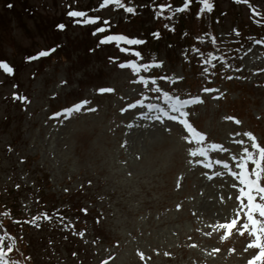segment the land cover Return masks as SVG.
Listing matches in <instances>:
<instances>
[{
    "label": "rangeland",
    "instance_id": "374dc122",
    "mask_svg": "<svg viewBox=\"0 0 264 264\" xmlns=\"http://www.w3.org/2000/svg\"><path fill=\"white\" fill-rule=\"evenodd\" d=\"M102 2L0 0V62L14 71L9 76L0 70V204L7 201L9 207L30 212L38 187L46 193L45 201L70 194L80 200L88 228L77 234L80 244L70 240L74 245L68 247L76 256H65L62 244L56 250L59 256L49 249L51 264H247L259 251H245L254 238L233 230L222 239L227 230L219 224L236 216L238 191L215 160H227L238 171L231 157H239L241 146L234 141L244 139L250 151L252 142L237 132L251 133L264 147V43L242 41L236 53L232 50L238 30H255L253 21L264 19V0H210L213 11L209 17L201 13L206 15L202 24L207 27L213 18L214 37L226 50L223 56L210 48L211 37L191 34L188 39L171 30L180 16L187 17L188 26L195 25L191 16L200 14L197 0L175 15L181 0L126 2L140 10L138 21L113 4L100 8ZM160 4L170 6L165 13L170 21L154 17ZM70 10L86 13L85 18L100 17L101 22L77 24L67 15ZM155 22L158 32L150 31ZM98 27L105 32L97 33ZM108 36L144 43H99ZM189 41L192 47H187ZM51 49L55 51L47 57L29 59ZM205 58H215V68ZM153 63L162 67L137 74L119 66ZM141 77L156 79L149 87L158 86L161 92L149 91ZM205 88L219 91L205 93ZM99 89L114 91L101 94ZM165 92L182 100H203L185 108L188 115L181 118L205 137L203 142L196 143L183 124L148 110L155 105L177 115L165 102ZM14 94L28 102L14 100ZM140 102L143 108H130ZM76 105L83 107L71 113ZM211 145L217 150L207 152V158L190 154ZM60 202L57 206L67 211ZM94 234L100 242L92 239ZM28 241L39 245L33 235ZM5 243L19 247L12 239ZM42 262L37 264H48Z\"/></svg>",
    "mask_w": 264,
    "mask_h": 264
},
{
    "label": "snow or ice",
    "instance_id": "6c2138e0",
    "mask_svg": "<svg viewBox=\"0 0 264 264\" xmlns=\"http://www.w3.org/2000/svg\"><path fill=\"white\" fill-rule=\"evenodd\" d=\"M235 3H247L248 0H234ZM197 3L200 5L199 12L200 13H211L213 11V4L210 2V0H197ZM114 4L118 8H123L125 12L129 14H135L136 9L131 6H126V4L123 2V0H103V2L100 5V8H104L105 6ZM193 4V0H183V4L180 7H176L175 11L173 12V15L176 13H185L188 11ZM8 7H12L11 4L8 5ZM170 10V6L166 4H160L156 5V11L154 12V17L156 18H163L167 20H171V16H166L165 13ZM67 15L74 19V22L77 24H99L100 17H86V13L77 11V10H70ZM104 23H109L108 21H104ZM259 23V21H258ZM58 28L61 30L64 29V25H58ZM165 27H168L166 24ZM174 31V29H171ZM235 31V30H234ZM97 33H104L105 28L104 27H98L96 29ZM237 36L239 35V32L235 33ZM155 36H159L158 33H154ZM211 43H216V38L211 37L210 38ZM111 41H123L125 44L131 46V45H141L144 43L142 40L138 39H127L122 36H108L102 40L99 41L100 44H107ZM257 44L264 43V41L257 40ZM55 49H51L48 51H40L36 56L30 57V60H37L42 57H47L51 54V52H54ZM121 51L130 53L131 55H134L135 57H141L142 54L140 52H131L129 48H121ZM195 51H199V49H195ZM212 59L215 58H205L204 63L211 65L213 68H215V64H212ZM121 68L130 67L132 70L139 74L141 70L147 72L150 68L153 67H162V64L153 63L151 65L144 64L142 66H136V65H126V64H120ZM229 67H231L229 65ZM0 70L3 71V73L11 76L14 75L13 68L10 67L6 62H0ZM204 71L207 72V68H204ZM235 71H242V69L237 68ZM233 77L228 76L227 79H232ZM160 80L168 81L169 78L166 76H161L159 78ZM140 83L145 87L148 88L149 91H155L156 93L161 92L160 87H149V85H156L157 81L156 79H145L144 77L140 78ZM113 89H99L98 92L101 94L104 93H112ZM205 93L209 92H217L218 89H203ZM165 102L168 104L169 108L171 109L172 113H176L177 115H170L166 112H164L162 109L155 105H149L148 110L149 111H157L160 112L162 116H165L167 120L174 121L176 123L183 124V128L195 139L196 143H201L205 140V137L198 132L189 124L186 120H182V117H185L188 115L184 111L185 108L190 107L192 105L203 103V100L199 98H192L187 100H182L180 97H173L168 95V93H164ZM219 98V97H215ZM14 100H19L27 103L26 97H21L19 95L14 94L13 95ZM85 104L87 102H84ZM83 105H76L71 110H69L71 113H76L81 110ZM140 107L143 108L144 104L142 102L138 104H132L130 105V108H136ZM94 108H89L88 111H95ZM157 119L159 120L160 117L158 116ZM228 120H233L232 117H227ZM163 122V121H161ZM235 123L239 124L240 121L236 120ZM237 136L243 135L244 137H247L249 141H251V151L249 150V147L247 146L244 139L235 140L234 143L239 144L241 146L240 155L232 156L231 160L235 163L236 169L238 171L233 170L230 167V164L227 162V160H215V163L222 167L223 169L227 170V174L232 177V179L235 181L231 186L238 191V195L236 197V200L238 201V210L236 212V216L232 218L229 222L221 223L219 224V227L221 229L227 230L226 234L222 239H226L229 235H231L232 231L235 230L239 233L240 236H244L247 232L250 237H253V241L248 243L245 247V251L247 252L249 249H258L259 251L257 254H255L250 260H248L247 264H264V184L261 183V181H264V147H261L257 142L256 138L251 133H236ZM187 139V137H186ZM192 141L190 140L189 143ZM217 150L216 145H211L209 148H201L197 151H193L190 154L195 157L197 155L207 158V152L209 151H215ZM219 151L225 152L227 149L220 148ZM249 165H251V171H249ZM204 167L209 168V164H205ZM216 176H222L224 173L216 172ZM212 178V177H210ZM229 199H231V196H229ZM246 201V202H245ZM179 207V206H178ZM86 212V210H84ZM243 213V215H241ZM5 215H7L5 213ZM45 219L48 217L45 216ZM40 217H33V220H38ZM243 221V222H241ZM239 225V227H237ZM14 251V248L11 244H6L5 239L3 236H0V264H19V261L13 260L10 258V254ZM219 251V250H216ZM75 255V254H73Z\"/></svg>",
    "mask_w": 264,
    "mask_h": 264
},
{
    "label": "trees",
    "instance_id": "16d2710c",
    "mask_svg": "<svg viewBox=\"0 0 264 264\" xmlns=\"http://www.w3.org/2000/svg\"><path fill=\"white\" fill-rule=\"evenodd\" d=\"M128 1L134 0H123L124 3ZM182 3L183 0H181V4ZM138 12H140V10H138L135 14L126 13V15L128 16V18L131 17L133 21H138L137 18H140ZM209 14L211 15L212 12L208 13V17L210 16ZM191 17L197 22H195L194 26H188L186 23L187 17L180 16L179 22L174 28L173 32L178 33L180 37L183 36L184 38H188V36L191 34L196 36H200L202 34L206 35L209 38L215 36L214 22L212 17L208 19L207 27H203V20L201 19L203 17H206V15L197 13ZM261 20L262 21L260 23L253 21L252 25L255 27V30H252V28L248 27L243 28L244 30L240 29L237 31L239 32V38L237 39L236 45L232 48L234 52H236L238 48L242 47L239 45L242 41H253L255 39L264 37V19ZM157 29H160L159 22L153 23V28H151L150 31L158 32L159 30ZM158 34L159 36H163L160 33ZM167 35L169 36L171 34L168 33ZM148 36L150 37L151 33H149ZM166 36L164 35L165 38ZM191 41L187 42V47H192ZM219 45L220 44L216 41L215 44H211L210 48H216L218 53L223 56V53L226 50L224 51V48H220ZM153 56H155V54ZM33 193L37 195L32 200V203L30 205V212H25V210H23L22 208V210H20L17 207H11V205L9 207V205H7V201H5L3 204H0V230L3 233L0 236L4 237L5 242L12 239L13 245H19V247H16V249H14V251H16L17 255L19 254V256L15 257V254L12 252L10 254V258L19 261V264H37V261H43L42 263L47 262L48 264H51L50 258L52 257L50 255L49 249L52 250L54 255L59 256L56 253V250L57 248L61 247L62 244L66 246V248L64 249V251L66 250L65 256L75 257L76 252L70 250L72 249L71 246L74 245L70 240L74 238L76 242H79L80 244V240L77 234L79 233V231H81V229L88 228V221L81 213L82 207L78 206L80 200H75L70 194L69 197L67 195L65 197L59 198L60 201H63L64 199V202H60L57 199L55 200L53 198L51 200L47 199L48 201H45L44 198L46 193L41 190V187H38V190ZM59 202L64 204V207L67 209V211H64L62 208L57 206ZM18 206L21 207L20 205ZM5 213L7 215H5ZM45 216H47L48 218L45 219ZM33 217H40V219L33 220ZM16 230H21V233L19 234L20 237H16V235H14ZM23 230L28 231L26 234H24L22 233ZM29 234L36 237L39 245H31L29 243ZM92 239L96 242L101 241L100 236L97 234H94ZM25 240L27 244L25 243ZM68 245L71 246L68 247ZM24 246L25 248L27 247V250H25Z\"/></svg>",
    "mask_w": 264,
    "mask_h": 264
}]
</instances>
